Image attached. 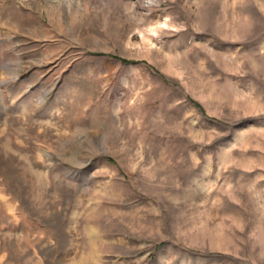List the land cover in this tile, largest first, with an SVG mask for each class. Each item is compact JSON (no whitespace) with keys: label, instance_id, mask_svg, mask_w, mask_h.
Listing matches in <instances>:
<instances>
[{"label":"rangeland","instance_id":"374dc122","mask_svg":"<svg viewBox=\"0 0 264 264\" xmlns=\"http://www.w3.org/2000/svg\"><path fill=\"white\" fill-rule=\"evenodd\" d=\"M0 264H264V0H0Z\"/></svg>","mask_w":264,"mask_h":264}]
</instances>
